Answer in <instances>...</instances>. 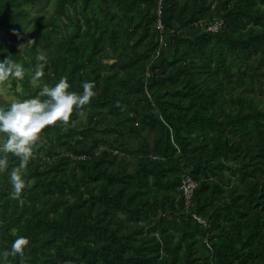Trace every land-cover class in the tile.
I'll use <instances>...</instances> for the list:
<instances>
[{
	"label": "trees",
	"instance_id": "obj_1",
	"mask_svg": "<svg viewBox=\"0 0 264 264\" xmlns=\"http://www.w3.org/2000/svg\"><path fill=\"white\" fill-rule=\"evenodd\" d=\"M263 41L264 0H0V59L29 70L0 87L37 94L44 52L46 82L96 90L46 126L20 197L0 173V264H264Z\"/></svg>",
	"mask_w": 264,
	"mask_h": 264
},
{
	"label": "clouds",
	"instance_id": "obj_2",
	"mask_svg": "<svg viewBox=\"0 0 264 264\" xmlns=\"http://www.w3.org/2000/svg\"><path fill=\"white\" fill-rule=\"evenodd\" d=\"M37 59L39 63L31 71L30 79L39 89L37 94L12 100L8 107L0 106V173L7 174L14 198L20 197L30 183L28 167L46 126L69 122L74 111L89 105L96 95L92 80L82 81V91L75 90L67 76H61L54 83L46 82L43 78L48 58L40 52ZM28 71L22 62L12 59L11 54L0 59V82L9 78L23 80ZM10 156L18 158L15 166L10 167ZM29 243L27 235H17L2 255L24 257Z\"/></svg>",
	"mask_w": 264,
	"mask_h": 264
},
{
	"label": "built area",
	"instance_id": "obj_3",
	"mask_svg": "<svg viewBox=\"0 0 264 264\" xmlns=\"http://www.w3.org/2000/svg\"><path fill=\"white\" fill-rule=\"evenodd\" d=\"M220 26H221V22L218 21V22H215L214 24H212L211 26H208L207 29L211 30V31H217L220 28ZM156 29L161 31L160 21H158V23L156 25ZM195 187H196V184L191 179V177L188 176L187 174H184L182 176L181 182L179 184L178 191L180 193V196L183 197V199H184L185 207L190 206L192 195H193ZM195 218H197V217H195ZM197 220L200 221V218H197Z\"/></svg>",
	"mask_w": 264,
	"mask_h": 264
},
{
	"label": "rangeland",
	"instance_id": "obj_4",
	"mask_svg": "<svg viewBox=\"0 0 264 264\" xmlns=\"http://www.w3.org/2000/svg\"><path fill=\"white\" fill-rule=\"evenodd\" d=\"M15 99L16 97L14 93L11 91L10 86L0 87V100L12 101Z\"/></svg>",
	"mask_w": 264,
	"mask_h": 264
},
{
	"label": "bare ground",
	"instance_id": "obj_5",
	"mask_svg": "<svg viewBox=\"0 0 264 264\" xmlns=\"http://www.w3.org/2000/svg\"><path fill=\"white\" fill-rule=\"evenodd\" d=\"M181 7V6H180ZM181 10V9H180ZM164 24V23H163ZM237 32V31H236ZM227 34V33H226ZM237 39V38H236ZM257 42V41H256ZM264 42V41H263ZM263 45V44H262ZM235 47V46H234ZM247 48V47H246ZM250 48V47H249ZM252 48V47H251ZM259 48V47H258ZM240 51V50H239ZM256 51V50H255ZM243 56V55H242ZM263 56V55H262ZM245 57V56H244ZM250 57V56H249ZM194 59V58H193ZM246 59V58H245ZM244 60V59H243ZM255 60V59H254ZM263 60V59H262ZM261 63H263V62H261ZM259 64V63H258ZM240 91V90H239ZM210 92V91H209ZM238 95V94H237ZM242 95V94H241ZM192 97V96H191ZM242 102V101H241ZM240 102V103H241ZM212 104V103H211ZM213 105V104H212ZM220 106V105H219ZM213 109V108H212ZM233 111V110H232ZM214 116V115H213ZM150 119V118H149ZM157 121V120H156ZM194 122V121H193ZM106 124V123H105ZM108 124V123H107ZM215 125V124H214ZM157 128V127H156ZM181 131H183V130H181ZM201 131V130H200ZM204 131V130H203ZM179 132H180V130H179ZM215 139V138H214ZM189 142V141H188ZM194 143V142H193ZM192 143V144H193ZM216 146V145H215ZM195 147V146H194ZM223 148V147H222ZM203 153V152H202ZM197 163V162H196ZM183 165V164H182ZM197 166V165H196Z\"/></svg>",
	"mask_w": 264,
	"mask_h": 264
}]
</instances>
